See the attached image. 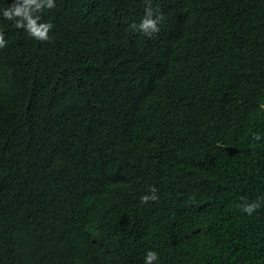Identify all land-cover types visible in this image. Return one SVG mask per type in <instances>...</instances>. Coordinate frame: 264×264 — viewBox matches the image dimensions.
I'll list each match as a JSON object with an SVG mask.
<instances>
[{"label":"trees","instance_id":"1","mask_svg":"<svg viewBox=\"0 0 264 264\" xmlns=\"http://www.w3.org/2000/svg\"><path fill=\"white\" fill-rule=\"evenodd\" d=\"M146 4L0 17V264H264V0Z\"/></svg>","mask_w":264,"mask_h":264},{"label":"clouds","instance_id":"2","mask_svg":"<svg viewBox=\"0 0 264 264\" xmlns=\"http://www.w3.org/2000/svg\"><path fill=\"white\" fill-rule=\"evenodd\" d=\"M55 0H15V2L6 8H0V17L5 20L12 21L17 28H24L27 33L37 40H47L50 25L39 22L40 16L37 15L43 8L54 7ZM140 31L151 34L157 30V19L153 17L150 0L149 4H146L145 15L141 18L138 25H135ZM5 40L0 35V47H3ZM264 107V105H262ZM254 140H261V134L255 132L252 134ZM158 199L156 187L150 186L149 193H146L140 197L142 203H147L149 200L155 201ZM261 200L264 197H258L255 200L248 201L242 199L238 205L243 213L248 216H252L257 209L261 207ZM158 252L153 249H148L143 256V264H156L158 262Z\"/></svg>","mask_w":264,"mask_h":264}]
</instances>
